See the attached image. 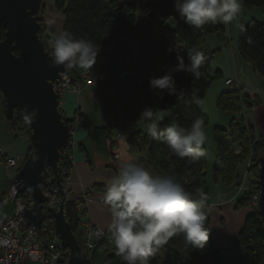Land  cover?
Segmentation results:
<instances>
[{
	"label": "trees",
	"instance_id": "1",
	"mask_svg": "<svg viewBox=\"0 0 264 264\" xmlns=\"http://www.w3.org/2000/svg\"><path fill=\"white\" fill-rule=\"evenodd\" d=\"M139 1L144 3L139 5L140 10L133 1L121 3L119 0H55V5L64 18L62 31L70 32L77 39L90 40L100 45L101 50L113 45V50L125 58L122 67L101 55L90 69L109 80L117 99L118 111L114 113L113 119H107L110 109L106 107L105 99H102L106 127L112 128L113 122H117L124 129L143 126V129L129 132L127 141L138 150H145L147 165L159 176L175 174L190 192H194L196 188H203L208 196L207 158L191 161L189 158L177 157L163 142L154 140L147 133L145 122L139 118L145 107H151L158 115L160 112L165 113L159 121L161 129L173 122L188 129L197 118H202L205 126L209 119L202 111L201 102L213 83L214 76L211 74V55L205 53L203 49L208 34L214 33L218 41L224 43L228 41L227 31L222 24H208L200 29L191 28L174 11L173 0ZM242 6L247 9L256 6L264 11V0H242ZM170 19L175 20L174 29L169 26ZM170 32H173L179 42L178 46H168L162 39H156L157 35ZM4 33L5 29L1 27L0 40L3 39ZM39 36L46 49L52 52L53 40L43 38L40 30ZM134 45L137 46L136 50L133 48ZM236 45L240 56L264 77V21L251 19L246 25H242L238 30ZM192 48L203 52L205 56V63L200 69L201 76L194 79L183 71L175 72L174 79L181 94L175 96L169 108L162 109L159 105L162 94L158 90L150 89L149 77L164 75L177 64V56L183 57L184 63L188 64V49ZM70 73L76 81L83 82L80 68L73 67ZM221 76L220 70L217 69L215 77ZM193 96L199 98V104L192 102ZM239 96L240 92L237 90L224 91L218 96L217 106L221 110L235 112L241 108ZM58 99L60 100V96ZM3 102L5 103L4 98ZM245 102L250 106L249 101ZM79 113L81 112L78 108L71 118L63 116L64 123L69 125L78 117H82ZM7 119L16 129L17 124L24 120V115L16 114ZM254 137L252 128H246L239 118L233 117L225 128L218 126L214 128L213 142L216 151V160L212 167L214 181L220 180L229 185H237L240 166L250 151ZM78 147L81 148L82 145L79 144ZM70 148L71 145L66 149ZM202 148L205 150L204 146ZM65 150H61L57 162L58 176L56 177L51 168H48L45 174L51 177V186L56 188H62L66 183L72 166L70 159L63 156ZM254 151L256 156H264V132L254 143ZM90 191H86L84 195ZM244 200L245 197L238 203ZM66 210V219L76 234L75 229L79 225L74 204L69 203ZM205 215L209 239L203 250L192 248L186 242L183 233H177L150 257V264H264V223L258 211L246 215L235 244L216 246L213 244L209 228V216ZM76 236L81 244L79 236L77 234ZM81 246L83 248L82 244ZM86 252L93 264H126L116 254L115 249L105 252L101 245H98Z\"/></svg>",
	"mask_w": 264,
	"mask_h": 264
},
{
	"label": "clouds",
	"instance_id": "2",
	"mask_svg": "<svg viewBox=\"0 0 264 264\" xmlns=\"http://www.w3.org/2000/svg\"><path fill=\"white\" fill-rule=\"evenodd\" d=\"M173 7L191 28L200 29L208 24L237 20L242 12V0H173ZM100 51V45L61 31L52 41V67H78L88 72ZM187 58L189 63L185 64L183 57L177 56V64L164 75L149 77L150 89L178 97L181 92L174 73L183 71L199 79L205 63L203 52L195 48L188 49ZM192 102L199 104L200 100L193 96ZM25 112L26 123L37 116L35 108ZM139 119L145 122L147 133L163 142L177 157L191 161L207 158L208 153L202 148L208 139L202 118L195 119L188 129L175 122L161 129L162 116L145 107ZM207 199L203 188L190 192L175 174L156 176L132 159L121 162L104 193L111 213L108 231L116 254L126 264H150V257L177 233H183L192 248L203 250L209 239L206 215L202 211Z\"/></svg>",
	"mask_w": 264,
	"mask_h": 264
},
{
	"label": "water",
	"instance_id": "3",
	"mask_svg": "<svg viewBox=\"0 0 264 264\" xmlns=\"http://www.w3.org/2000/svg\"><path fill=\"white\" fill-rule=\"evenodd\" d=\"M42 0H0V92L5 100V116L24 115L37 110L30 123L28 153L17 170L14 182L21 193L30 195L35 203L44 201L43 178L48 168L56 177L60 152L68 148L72 131L64 123L58 94L53 82L64 66L52 67V52L39 36ZM175 96L166 92L159 99L162 109L169 108ZM259 215L264 223V156L259 157ZM59 239L69 249L65 264H93L82 248L62 207L49 209Z\"/></svg>",
	"mask_w": 264,
	"mask_h": 264
},
{
	"label": "rangeland",
	"instance_id": "4",
	"mask_svg": "<svg viewBox=\"0 0 264 264\" xmlns=\"http://www.w3.org/2000/svg\"><path fill=\"white\" fill-rule=\"evenodd\" d=\"M42 1L44 4V9H43L42 14L46 13V14H50L51 16H55L58 13L59 10L57 9L55 5V0H42ZM127 1L135 2V5L138 8V10H140L139 5L144 4L143 2L139 0H119V2L121 3L127 2ZM55 19L58 20V18H55ZM251 19L264 21V11L261 8L256 7V6L251 7L249 9L244 8L242 6V12L237 20L229 24H222V25L227 27V30L230 36L232 37L234 36L235 32L238 35V25L240 24V21L242 22L241 23L242 25H246ZM217 24H221V23H216V25ZM169 26L171 29L175 28L174 19H170ZM40 31H41L43 38L46 37V38L53 40L54 37L56 36L55 29L53 28L48 29L43 24L41 25ZM156 39L158 40L162 39L164 43L168 46H178L179 45V42L177 41L173 32H170L169 34H165V35L159 34L156 36ZM221 43L223 42H219L214 33L208 34L207 39H206V44H205L203 51H205V53H209V55L211 56L213 55L211 57V67H212L211 74L214 76V80L211 86L209 87V89L207 90L203 101L201 102L202 111L208 116V119H209L208 123L205 125V130H206L208 139L206 143L202 145L205 147V150L208 153L207 174H206V184H207L208 191H209L208 198L215 197L216 198L215 200L218 199L219 201H221L220 204H216V205L215 204L213 205V203L212 204L207 203L206 205L204 204L202 205V208L206 210L207 215L209 216V228L211 230L213 244L215 246L222 245V244H235L237 234L243 227L246 215L252 213L253 210L247 206V200H244V202L242 203H238L240 199L243 198L242 193L237 194L234 197V195L237 193L239 189L238 183L237 185L234 186V185H229L227 183H224L220 180L214 181L212 167L216 160V151H215L214 142H213V130L216 126L221 127V128L227 127L229 121L234 117V118H239L245 125L250 123L252 127L250 125L249 126L252 128L253 134L255 136H259L260 134L264 132V99H262V103H259L260 102V99H259V101L255 103L254 109H253L252 107L247 106V103L245 102V101H249L248 96H239V102H240L241 108L235 112L221 110L217 106V99L219 96V92L221 94L222 92L221 90H223V88H224V91L230 90L224 82L225 80L224 75L226 73H224V75L221 77H215V71L218 69V66H217L218 62L224 65V67L227 68V71L230 70V73L232 71L231 76L233 79L238 80L239 78V77L238 78L236 77L234 73V70H235L234 64L229 59V56L231 57L230 55L231 49H230L229 41H226L223 43L224 45L223 47L224 48L227 47V48H225V51L219 56V58H217L218 56H217L216 49L217 47H219V44ZM111 47L112 46H108L104 48L103 50H101V52H99V54L97 55L96 59H98L99 56L101 55H105L109 61L117 64L118 66L124 67L125 58L118 56V54ZM133 48L134 50H136L137 46L134 45ZM242 71H241L242 77L240 76V79H239L240 81L239 80L238 81L244 87L253 89L251 87L252 85H249V84H255V83L250 82L252 78L247 72L245 71L242 72ZM258 75L260 74L258 73ZM243 79L245 83L241 81ZM81 92L80 93L84 97L83 98L84 99L83 109L90 110V117H88L87 119V125L91 132L90 139L94 131L93 127L104 126L107 130H109L110 135L107 133L108 137L110 136L113 138V136L115 135L114 137L116 139L115 133H117L118 131H121L123 138L127 140V136L130 130L127 131V129H124L117 122H113L112 128L106 127V121H105L103 107H102V99L103 98L105 99L106 107L110 109L108 111L109 115L107 119H113L114 113L118 111L115 92L111 88L109 80H107L105 77H102L100 81L94 82L93 84L88 85V86H84ZM0 95L2 96L1 92H0ZM79 114L80 116L82 115L81 113ZM159 115L162 116L163 118L165 116V113L160 112ZM81 119L82 117H78V119H76L74 122L77 121L78 124H80ZM74 122H71V123H74ZM24 128H25V120H22L21 122L17 124V127L16 129L14 128V130H16L17 132H21L22 130H24ZM142 128L144 127L142 126ZM72 141L70 144L71 146H72ZM65 149L66 148H64L63 150ZM238 151L239 150L237 149L236 152ZM66 154L68 155L67 151H66ZM136 154L140 155L141 153L138 152ZM248 156H249V151L246 155V158L242 162V165L240 166V174L243 172V166L245 165L248 159ZM144 165H147V161L144 162ZM224 199L226 200L223 201ZM12 211H13V204L11 202H8L7 204L3 205V207L0 208V218H4L5 216L11 214ZM75 231L81 241L82 232H83L82 227L79 225L78 227H76Z\"/></svg>",
	"mask_w": 264,
	"mask_h": 264
},
{
	"label": "built area",
	"instance_id": "5",
	"mask_svg": "<svg viewBox=\"0 0 264 264\" xmlns=\"http://www.w3.org/2000/svg\"><path fill=\"white\" fill-rule=\"evenodd\" d=\"M110 46L113 48V45ZM70 70L60 71L59 79L53 82L54 90L60 96L59 106L66 92L79 94L84 86L91 85L102 78L95 71L89 70L85 72L80 69L83 82L79 83L73 78ZM224 82L230 90L239 91L240 96H248L249 103L251 102L250 107L254 109L255 103L260 98L258 89L246 88L238 80L231 77L225 78ZM61 112L63 116H67L62 110ZM69 127L73 134L71 137L72 141L78 122L71 123ZM245 127L249 128L250 126L245 125ZM30 131V123L25 122L24 130L19 133L29 137ZM121 138H123L122 132L118 131L116 139ZM257 139L258 136L253 138L248 159L238 180L239 189L234 195L235 197L237 194L242 193L247 200V206L253 212L259 211L260 199V164L259 158L254 151V143ZM63 156L70 159V156L64 151ZM135 159L136 162L143 166L146 161V155L136 154ZM0 164L13 171H17L21 166L18 157L5 156L2 152H0ZM43 183L44 201L39 204L35 203L27 193H21L16 187L14 180L10 182L7 190L0 197V208L8 202L13 204V212L4 218H0V264H65L67 262L69 249L59 239L55 231L54 219L49 209L58 210L62 207L66 217L67 205L73 203L76 211L81 209L86 200V195L70 194L66 183L63 184L62 188L51 186V177L49 175L44 176ZM59 191L61 192L60 195L58 194ZM81 244L85 252L94 249L98 245H101L102 250L106 252L114 249L108 229H101L92 225H86L83 228Z\"/></svg>",
	"mask_w": 264,
	"mask_h": 264
},
{
	"label": "crops",
	"instance_id": "6",
	"mask_svg": "<svg viewBox=\"0 0 264 264\" xmlns=\"http://www.w3.org/2000/svg\"><path fill=\"white\" fill-rule=\"evenodd\" d=\"M55 18H58V20ZM63 22V15L59 11L55 16H51L46 13L41 14V23L48 29H55L56 35L62 31ZM241 23L242 22L240 21L238 30L242 26ZM224 27L228 34V41L230 42L231 57L229 56V59L234 64V73L237 78L239 77L238 80L240 79V76L242 77V69L250 75L252 78L250 82L255 84L249 85H252L251 87L253 89L259 90V103H262V99H264V77L262 75H258V72L252 68L251 64L240 56L236 45L237 33L235 32L234 36L231 37L227 27ZM223 46V43H221L219 44V47H217V58H219V56L225 51V48H227H224ZM217 66L222 76L226 73L224 78H232V71L231 73L230 70L227 71V68L219 62ZM241 81L245 83L244 79ZM221 91L223 92L224 88ZM81 93H74L75 106L70 113H68L61 106L63 98L60 101L61 110L68 117H71L74 111L78 108L82 114L81 124H78V127L76 128V131L80 128V136L76 139L75 131L74 139H72V148L65 150V152H68V156H70L72 165L66 178V187L68 192L72 195H82L86 191L91 190L90 193L86 195V200L84 201L81 209L76 211V216L82 229L86 225L97 226L101 229H108L111 223V213L109 207L104 201V193L107 184L110 178L118 173L121 162L128 159H132L136 162V153L140 152L141 154H145V150H138L135 145L129 143L125 138L115 139V135L113 138L110 136L108 137L107 133L109 134V130H107L104 126L93 127L94 131L90 139L91 132L87 125V119L90 117V110L83 109L84 97ZM247 125L251 126L250 123ZM137 129L143 128L142 126H137L136 128L127 129V131ZM29 144V137L14 130L11 122L5 116V103L0 95V152L4 153L5 156L18 157L19 162L22 163L28 152ZM79 144L82 145L81 148L78 147ZM143 167L149 170L153 175L159 176L150 168V166L144 165ZM15 174V171L7 169L0 164V197L7 190L10 182L14 180ZM215 199V197H209L205 201L206 203L204 205L207 203H213V205L220 204L221 201ZM225 200L226 199L223 201ZM202 211L207 214L204 208H202Z\"/></svg>",
	"mask_w": 264,
	"mask_h": 264
},
{
	"label": "bare ground",
	"instance_id": "7",
	"mask_svg": "<svg viewBox=\"0 0 264 264\" xmlns=\"http://www.w3.org/2000/svg\"><path fill=\"white\" fill-rule=\"evenodd\" d=\"M61 106L68 113H70L75 106V95H74V93H65L63 96ZM80 131H81L80 128H78L76 131V134H75L76 139L80 136Z\"/></svg>",
	"mask_w": 264,
	"mask_h": 264
}]
</instances>
